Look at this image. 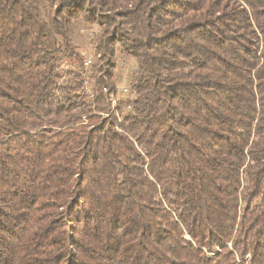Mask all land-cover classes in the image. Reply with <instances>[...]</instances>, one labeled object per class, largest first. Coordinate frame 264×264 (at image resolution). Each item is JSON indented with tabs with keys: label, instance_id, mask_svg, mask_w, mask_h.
Listing matches in <instances>:
<instances>
[{
	"label": "trees",
	"instance_id": "1",
	"mask_svg": "<svg viewBox=\"0 0 264 264\" xmlns=\"http://www.w3.org/2000/svg\"><path fill=\"white\" fill-rule=\"evenodd\" d=\"M0 264H264V0H0Z\"/></svg>",
	"mask_w": 264,
	"mask_h": 264
},
{
	"label": "rangeland",
	"instance_id": "2",
	"mask_svg": "<svg viewBox=\"0 0 264 264\" xmlns=\"http://www.w3.org/2000/svg\"><path fill=\"white\" fill-rule=\"evenodd\" d=\"M93 24V23H92ZM92 26V25H91ZM100 28L98 27V23H94L92 28H80L78 29V36L79 39H77L78 43L80 44V47L82 48L83 51H85V53H87L86 58H92L93 56L95 58V52L97 51L96 48L94 47L95 45V36L96 33L95 31H97V29ZM99 34V32H98ZM93 37V38H92ZM97 37V36H96ZM92 41V42H91ZM137 67V60L132 57H123L120 56L119 57V62H118V69L113 70V81L116 83L118 82V89L120 90L121 88L127 87L130 83V78L132 76V72L133 70ZM69 68V67H67ZM107 88H104V91H106ZM85 91L87 94H89L92 98H94L95 95V91L93 90L92 86H91V82L86 80L85 81ZM121 92H119L117 94V96L112 95V97H109V105L111 106L110 111L108 113H99L102 114V116H106V115H110L114 110L117 111V106H118V100L116 98H118L119 94ZM116 113V112H115ZM118 116V114H117ZM120 116V114H119ZM85 122H87L86 117H84Z\"/></svg>",
	"mask_w": 264,
	"mask_h": 264
},
{
	"label": "built area",
	"instance_id": "3",
	"mask_svg": "<svg viewBox=\"0 0 264 264\" xmlns=\"http://www.w3.org/2000/svg\"><path fill=\"white\" fill-rule=\"evenodd\" d=\"M91 61H92L91 57L90 58H87L86 61H85V64L86 65H89L91 63Z\"/></svg>",
	"mask_w": 264,
	"mask_h": 264
}]
</instances>
